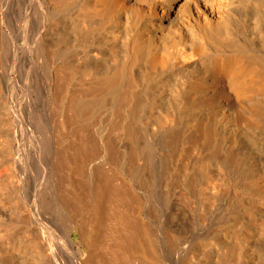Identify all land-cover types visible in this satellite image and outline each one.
Returning <instances> with one entry per match:
<instances>
[{"label": "bare ground", "instance_id": "obj_1", "mask_svg": "<svg viewBox=\"0 0 264 264\" xmlns=\"http://www.w3.org/2000/svg\"><path fill=\"white\" fill-rule=\"evenodd\" d=\"M259 82L264 0H0V264H264Z\"/></svg>", "mask_w": 264, "mask_h": 264}, {"label": "rangeland", "instance_id": "obj_2", "mask_svg": "<svg viewBox=\"0 0 264 264\" xmlns=\"http://www.w3.org/2000/svg\"><path fill=\"white\" fill-rule=\"evenodd\" d=\"M259 83H260V82H259ZM261 83H262V82H261ZM261 83H260V84H261ZM262 84H263V85H262ZM262 84H261L262 87H261V86H260V87L263 89V88H264V82H263ZM261 88H260V89H261ZM262 89H261L260 91H262ZM263 91H264V89H263ZM263 91H262V92H263Z\"/></svg>", "mask_w": 264, "mask_h": 264}]
</instances>
